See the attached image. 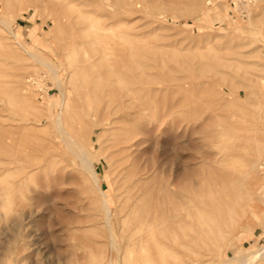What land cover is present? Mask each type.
<instances>
[{"label":"rangeland","instance_id":"rangeland-1","mask_svg":"<svg viewBox=\"0 0 264 264\" xmlns=\"http://www.w3.org/2000/svg\"><path fill=\"white\" fill-rule=\"evenodd\" d=\"M99 189L185 264H264V0H0V264H106Z\"/></svg>","mask_w":264,"mask_h":264},{"label":"bare ground","instance_id":"bare-ground-1","mask_svg":"<svg viewBox=\"0 0 264 264\" xmlns=\"http://www.w3.org/2000/svg\"><path fill=\"white\" fill-rule=\"evenodd\" d=\"M103 30H106V28H103ZM99 38L107 39V36L105 34H101ZM95 41L90 42L89 45L94 46ZM101 49L103 52L108 51V42L106 40L104 41ZM44 64L48 66V64ZM110 73H112V71ZM55 80L57 81V79ZM58 86H60V84H58ZM130 91L132 92V90ZM66 103L67 100L64 97V108H62V110L57 115L55 129H57L59 137L62 139L64 145L76 157L82 168L89 172L93 181L97 182V176L95 171L92 169L91 162L88 158L90 151L88 148H84L79 141V138L82 135L80 133H82L84 130V125L86 124L85 120L81 115H65L66 113L70 112L68 111ZM69 117L73 119V123H69ZM98 125H100V123H98ZM79 130H81V132H79ZM100 193L102 195V217L107 229L108 251L106 258L108 262L106 264H114L113 257H115L116 262H118V258L121 257V264H185L183 260H177V255L175 256L174 252L168 251L170 249L169 244L175 240L174 234L172 235V230L169 229L166 223L168 219L164 218L160 214L157 215V211H148L145 215L138 218V223H136V226L132 230H125L124 225L121 224L122 219L119 217L117 219V224L119 225V228L117 227V231V229L113 226L112 220L114 217V209L110 206L107 198L104 196V193L101 190ZM124 209L121 210L123 211ZM186 217V214L182 212H177V214L174 216V218L177 220H175L173 223L175 224L177 230L184 227L186 224ZM118 238L121 241V245L117 242ZM263 250L264 248L255 251L256 253L254 254V257H258Z\"/></svg>","mask_w":264,"mask_h":264}]
</instances>
